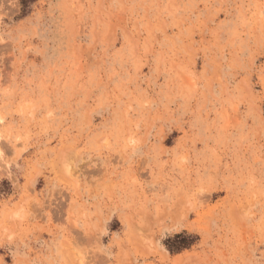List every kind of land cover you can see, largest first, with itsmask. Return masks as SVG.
Segmentation results:
<instances>
[{"label":"rangeland","instance_id":"rangeland-1","mask_svg":"<svg viewBox=\"0 0 264 264\" xmlns=\"http://www.w3.org/2000/svg\"><path fill=\"white\" fill-rule=\"evenodd\" d=\"M0 264H264V0H0Z\"/></svg>","mask_w":264,"mask_h":264}]
</instances>
